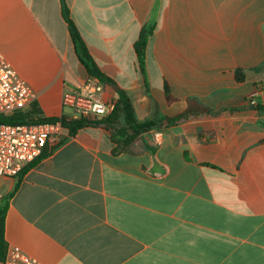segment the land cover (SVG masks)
Instances as JSON below:
<instances>
[{
    "label": "crops",
    "instance_id": "1",
    "mask_svg": "<svg viewBox=\"0 0 264 264\" xmlns=\"http://www.w3.org/2000/svg\"><path fill=\"white\" fill-rule=\"evenodd\" d=\"M65 2L139 120L175 116L189 98L235 110L154 130L150 150L134 155L113 154L102 126L68 134L23 176L1 180V199L12 194L6 251L41 264H264V0H160L148 89L134 45L156 0ZM0 52L36 95L28 112L72 115L65 86L89 76L62 0H0Z\"/></svg>",
    "mask_w": 264,
    "mask_h": 264
},
{
    "label": "trees",
    "instance_id": "2",
    "mask_svg": "<svg viewBox=\"0 0 264 264\" xmlns=\"http://www.w3.org/2000/svg\"><path fill=\"white\" fill-rule=\"evenodd\" d=\"M159 7L160 0H156L150 13V17L142 27L138 40L134 45L139 72L144 78V83L147 89L149 87L147 72V48L157 27ZM62 14L65 22L68 25L76 56L79 62L85 68L88 76L90 78L98 79L100 83L109 87L114 92L116 104L114 112L110 116L101 120L88 121L85 119L73 120L68 116H62L61 118H44L40 110L36 107H33L29 112L26 113L17 112L11 116L0 115V125L60 122L63 127L68 130V133L71 137H75L80 130L88 126H102L111 133L112 142L116 145V147L113 149V154L128 153L134 155L150 150L147 147V143L144 142V136L154 130L179 126L187 121L203 119L204 117L230 114L235 110L223 109L220 111H215L201 104L197 99L189 98L186 101L187 107L181 113L175 116L155 120H146L144 122L139 121L136 116L135 108L130 95L127 93V91L121 89L114 80L103 73L91 57L87 45L85 44L77 26L70 16V10L66 5L65 0H62ZM262 68H264V66H262L261 69ZM255 70L258 71L260 68ZM236 80L238 83H243L246 80V73L243 70L236 71ZM165 91L167 101H174V99H172L170 96L167 86L165 87ZM257 109L264 110V105L258 107ZM53 150V148H46L44 154L46 151L51 153ZM26 169L20 174L19 177L26 173ZM20 182L17 184L14 192L18 190ZM11 197L12 194L0 200V220L2 224L0 231V260L4 259L6 253L5 216Z\"/></svg>",
    "mask_w": 264,
    "mask_h": 264
},
{
    "label": "built area",
    "instance_id": "3",
    "mask_svg": "<svg viewBox=\"0 0 264 264\" xmlns=\"http://www.w3.org/2000/svg\"><path fill=\"white\" fill-rule=\"evenodd\" d=\"M36 95L26 81L16 77L0 52V115L11 116L26 112ZM63 107L71 110L73 120H101L110 116L116 107L115 96H106L105 86L96 78L77 85H66ZM60 122L0 125V182L15 178L37 161L50 146H59L68 135ZM1 200V196H0ZM0 220V231H1ZM0 264H41L19 247L7 249Z\"/></svg>",
    "mask_w": 264,
    "mask_h": 264
},
{
    "label": "rangeland",
    "instance_id": "4",
    "mask_svg": "<svg viewBox=\"0 0 264 264\" xmlns=\"http://www.w3.org/2000/svg\"><path fill=\"white\" fill-rule=\"evenodd\" d=\"M257 87H260L263 91H264V81H262V82H260L259 84H258V86ZM67 111L68 112H71V110H69V109H67ZM26 112H28V111H26ZM25 111H24V113H26ZM158 112V117H161L162 116V114L160 113V111H157ZM156 117V116H155ZM157 118V117H156ZM139 120V119H138ZM146 120H150V119H146ZM146 120H139V121H141V122H144V121H146ZM147 135H145L144 136V142H146V139H145V137H146Z\"/></svg>",
    "mask_w": 264,
    "mask_h": 264
}]
</instances>
